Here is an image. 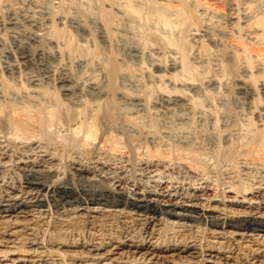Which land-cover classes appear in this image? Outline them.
Listing matches in <instances>:
<instances>
[{"label":"rangeland","instance_id":"1","mask_svg":"<svg viewBox=\"0 0 264 264\" xmlns=\"http://www.w3.org/2000/svg\"><path fill=\"white\" fill-rule=\"evenodd\" d=\"M131 1L133 4L136 2L135 5L137 4L136 6L141 13L140 17L128 15L124 11L123 0H49L43 4L44 6L42 5L43 8L36 9L35 14H33L34 22L39 24L34 26L19 19V25L15 29V27L8 25L9 9L15 8L20 12H26L29 9L32 11L33 5L30 2H26L28 5L23 2V4L25 3L23 6L18 0H0V71L4 69L1 71L3 74L0 73V83L10 82L4 71L8 67L11 68L16 65L17 67L14 68H16L17 77L20 80H18L17 86L12 85L11 88V93L15 97L28 100L29 94L25 91L24 78L30 73L35 76L42 75L43 68H47L52 77L50 83L44 85L46 87L43 86L44 89L40 88V91L43 90L35 98L37 104L47 105V107L50 105L49 109L53 104L57 105L58 107H55L61 113L69 116L72 114V117H74L73 115L76 117V113L81 108L80 111L86 115L90 113L92 106L87 101L88 98L80 99V103L79 100L64 101L58 88L59 77L62 78L67 75L80 84H84L88 79L109 80L112 77L111 68L116 65L118 74L127 79L131 91L133 90L132 94H136L141 101V106L136 112L137 115L134 113L135 118L138 122L144 120L145 122L142 121V124H147L145 126L151 125L150 130L156 132L155 135L160 139L166 138L165 141L161 140L164 142L165 148L168 147L174 157L171 161L167 159L152 160L144 156L147 153L145 149L144 153L139 150L138 153H141V157L136 155V149L129 155L125 153L127 151L123 148L120 152L112 153L104 148L103 144L93 149L89 156L82 154L80 144L77 145V149L67 153L68 151L64 150L65 146L70 151L69 146H73V144L66 141V137L68 138L70 133L60 130L59 123L46 127V132L51 134L49 137L40 139V141L24 139L22 136L13 137L0 132V205L5 209L10 205L25 204L27 207L25 212L29 215L47 213V223H39L41 225L37 224V226L33 225L32 227H37H35L37 234L34 232L37 238L36 242L43 244L51 255L58 256L52 260H41L36 259L29 252L18 251L14 255H8L5 258L0 257V264H71L66 261L63 253L70 255L71 251H81L79 248L63 247L56 250L57 248L50 249L46 246L52 240L72 241V237L61 234L55 235L51 223L56 218L54 211L63 210V207L71 210L72 208H69L67 204L71 203L75 206L76 198L80 197L75 195L74 199L63 202L52 197L49 189L38 190L29 187L24 184L25 180H21L22 176H25L24 171L28 172V177L35 179L55 183L68 182L69 187H74L76 190L78 188L79 190L101 192L105 191L107 187H111L123 193L130 201L148 203L157 206L162 212L191 217L194 220L187 224L191 228H188L189 230L184 229L188 232L183 234L198 241L197 245H211L218 248L222 245L225 246V243L229 241L234 242L237 246H245L243 244L245 240H253L254 244L250 243L251 248L249 249L260 248L259 251L264 250V228L251 225L247 230L231 228L222 230L214 229L208 224L214 221L222 223L223 220H227L244 228L243 219H252L264 223V166L239 159L236 165L223 163L219 167H214L212 161H209L207 165L209 168H206V171H194L186 167L185 163L177 162L175 157H177L178 152H175L177 150L173 144L176 138L187 135L190 141L193 140L191 142L195 148L203 147L204 144L202 143L206 138V132L210 130L209 127H206L208 122H211L210 117L214 122L216 121L215 128L217 131L221 129V122L228 124L227 128L230 130L228 133L231 134L233 141L245 137L243 135H247L248 130L253 131L255 135L264 134V128H257L256 130V127L253 126L255 124L254 117L262 107L264 108V0H229L230 2L227 0H197L201 6L204 5L206 10L211 12L208 14L207 11L201 12L204 15L200 14L201 10L198 6L193 5L194 8L190 2L170 0L172 2H169L168 5L171 7L173 5L174 9H179L178 11H181L185 16L183 18L180 14V21L183 24L179 22L178 17H175L176 15L170 16L171 18L169 17L167 21L171 20V22L167 26L166 23L163 25V21L161 22L157 18L152 21L153 23L147 20L149 6L152 2L162 3L163 1ZM119 2L122 3L119 4ZM118 9L119 12H117ZM220 29L223 32H219ZM246 32L250 33L247 34ZM29 34L41 36L38 37L40 38L39 45L43 46L45 58L43 61L34 59L31 66H23L19 61L21 52L14 46L20 41L29 44L28 41L24 42V37ZM29 45L34 51V44L30 43ZM19 66L21 67L18 69ZM19 71L21 72L19 73ZM19 74L20 76H18ZM21 83L23 88L20 87ZM191 84L195 86L196 94L191 92L190 94L184 88V86H191ZM16 88L19 89H17L18 93L14 92ZM45 89L47 90L45 91ZM177 91L180 93L187 92L186 94L190 95L189 109L176 108L171 112H163L160 109L157 112L159 108L155 107V97L159 93L167 94L170 92V94H175ZM47 92L48 96L46 95ZM178 92L176 94H180ZM248 93L253 95L252 99L245 98ZM99 101L98 104H93L94 109L100 110L98 115L105 112L106 109L107 111L111 109L117 123L119 122L120 126H124L126 116L116 112L119 107L118 101L110 93H107ZM76 102H78L79 108L75 105ZM72 105L74 106L72 107ZM198 105L200 106L198 107ZM85 107L90 108L87 111ZM119 116L120 121H118ZM147 122L150 124L148 125ZM246 128L247 132L244 131ZM137 134L135 136L141 139L140 132ZM75 137L85 139L81 134ZM123 138H121L122 141L125 140ZM171 138L175 139L172 140ZM90 141L95 145L97 144L96 141ZM166 142L167 144H165ZM220 146L219 144L217 149ZM83 150L85 151V149ZM80 168L86 169L87 173L79 174L77 170ZM214 180H220L221 186L217 187ZM32 182L35 183L36 181ZM248 187H251L250 191L244 190ZM238 188L240 190L235 192ZM83 208H79V210ZM90 209L95 212L90 214L88 220L93 221L97 232L90 231L88 230L90 227L87 228L76 223V227L73 226L70 230L75 233L77 239L90 242L96 238L92 236L95 233L98 238L103 236L105 238L116 237L120 234L119 231L121 232L123 229L120 228L119 223L121 221L126 222L127 226L130 227L128 232L133 230L132 234L138 235L141 221L136 222L132 219H142L136 211L122 210V207L105 209L103 205H90ZM102 209L110 211L107 218H104L99 212ZM119 211H121L120 216L125 219L118 217ZM23 218L24 215L22 214L5 213L0 217V228L7 223L16 222V220L23 222ZM159 219L168 220V224L173 223L174 226L177 223H186V221L174 217H159ZM48 224L50 225L48 226ZM168 224H164L162 221L156 223L155 229L159 230V241L162 243H173L176 239L173 238V231H178V228L172 229ZM123 232L125 231L121 232V236L125 237L126 234ZM57 236L59 237L57 238ZM129 238L127 236V239ZM4 249L0 247V251H4ZM118 253L119 258H122L118 263L111 260H98L92 264H138L126 260L135 256L139 258V255L145 253V250L141 251V254L135 255L127 253V249L123 248ZM156 254L158 257L152 260V264H182L186 261H191L190 264H199L197 259L189 257V253L177 251L175 253Z\"/></svg>","mask_w":264,"mask_h":264},{"label":"bare ground","instance_id":"2","mask_svg":"<svg viewBox=\"0 0 264 264\" xmlns=\"http://www.w3.org/2000/svg\"><path fill=\"white\" fill-rule=\"evenodd\" d=\"M18 1L21 2L22 4H23V2H25V3L30 2L31 5H33V10L29 11L30 10L29 9L26 12H20V10H17L14 8L15 4L13 5L14 9H12V8L9 9L10 11H9V15H8V25L11 27H15V29L19 25V19H22L24 22L35 26V24L38 23V22L37 23L34 22L35 19L33 18V16H34L33 14H35V10L40 9L42 7V5L49 0H18ZM123 1H124V11H126V13L128 15H130L131 17H140L141 13H140L139 8L136 6L137 4L135 5L136 2L133 4V2L131 0H123ZM150 1H152V0H150ZM172 1H174V0H172ZM227 1H229V0H227ZM160 2H162V3L152 2L151 5L149 4L150 6L148 5L149 9H150L148 12V15H147L148 21L152 22V21H154V19L157 18L161 22L163 21L162 22L163 25H165L164 23H166V26H167L169 24V22H171V20L167 21V19H169L170 16L176 15L175 17H178L179 22H181L180 21V14H182V16H183V13L181 11H178L179 9H177V10H176V8L174 9L173 5H172V7L169 6L168 3L170 2V0H161ZM184 2H190V3H192V6L193 5L198 6L199 9L201 10L200 11L201 15H204L202 13L207 11L206 10L207 8H205L204 5L201 6L197 0H184ZM120 3H122V2H119V4ZM24 4H23V6H24ZM26 4L28 5V3H26ZM142 4L143 3L141 2V5ZM18 6H20V5H18ZM121 8H122V6H121ZM146 9H147V7H146ZM208 10H210V9H208ZM147 11H148V9H147ZM210 11H212V10H210ZM117 12H119V9ZM126 13H124V14H126ZM206 13L208 14L211 12L207 11ZM37 14H39V13H37ZM143 15H145V14H143ZM215 15H217V14H215ZM184 16H183V18H184ZM133 20H135V19H133ZM160 21H159V23H161ZM176 21H178V19ZM216 22L218 23V21H216ZM148 23H150V22H148ZM217 28H216V30H217ZM222 29H223V27H222ZM222 29H220L221 31H219V32H223ZM251 29H254V28H251ZM251 29H249V31ZM224 31H226V30H224ZM250 32L252 33V31H250ZM250 32H246V33L248 34ZM38 37H41V36L29 34L28 36L24 37L25 38L24 42L28 41L29 44L30 43L32 45L34 44V46H35L34 51H33L32 47H30V45L26 42L23 43L20 41V42H17L15 44L14 47L21 52L19 54L20 55L19 61L23 66H29V65L31 66V64H33L34 59H38L40 61L44 60V58H45L44 53L45 52L42 49L43 46L41 47L39 45V39L40 38H38ZM26 44H28V45H26ZM1 52H2V50H1ZM9 52H8V55H9ZM15 66L16 65H14V67ZM14 67H11V68L8 67L4 71L6 74V78L8 77L10 79V82L8 81L9 83L8 82L7 83H0V132L1 133L9 134L13 137L22 136L24 139L28 138V139H33L35 141H40V139H43L44 137H49L51 134V133L49 134L48 131L46 132V130H47L46 127H49V126H52V125L59 123L60 124V130H62L64 132L69 131V133H70L69 134L70 136H68V138L66 137V141H69L70 143L73 144V146L72 145L69 146V148H71L70 151L67 149L68 147L66 148V146H65L64 150H67L68 151L67 153H70L71 151L75 150L77 145L80 144V146L82 147V154L89 156L93 149H95L98 145L103 144V147L112 153L120 152V150H122L121 148H123V150L125 149L127 151L125 153L129 155V154L133 153L134 149H136L137 150L136 155H139L141 157V153L139 154L138 152H140L139 150H142V152L144 153V149H145V150H147V153L145 152L146 154L144 156H147L148 158H150L152 160L155 159V160L160 161V159H164V160L167 159V160L171 161L174 159L173 154L169 151V148L167 147V145H166V147H167V149H166L164 144H163L164 142L162 140L165 141L166 138L164 136H162L165 139L161 138L162 139L161 140L159 137H157L155 135L156 132H153L152 130H150L149 127L151 125L149 127L145 126L147 124H145V125L142 124V121H143V123L145 122L144 120H141L140 121L141 123H140L135 118V116L137 115L136 112L138 111L139 107L141 106V101L138 99V96L136 94L135 95H133L134 93L132 94L133 90L131 91L127 79L118 74V67L116 65H113V67L111 68L112 69V77L109 80L103 79L101 81H97V80L95 81V79L94 80L88 79L84 82V84H80V83H77L76 81H74L72 78L68 77L67 75L63 76L62 78L59 77V80L57 82L58 86H59L58 88H59V92L61 93L62 97L64 98V101L65 100H67V101L79 100V103H80V99L87 97L88 100L87 99H85V100H87L89 102L90 106L92 105L91 109H90L91 111L89 110L90 113H87V111L90 107L88 109H87L88 106L85 107L87 109L86 113L89 115H87V114L85 115L84 113H82L83 111H80V110H82L80 108V110L78 109L79 110L78 112L76 110V112H77L76 117H75V115H73L74 117H72V114H71V116H69L67 114L61 113L55 107L57 105L53 104V106L51 105L52 107L49 109L50 105H49V107H47V105L44 106L43 104L42 105L37 104L35 98L37 96H39V93L42 92V90L44 89L43 86L50 83V80L52 77V75L50 76V71L47 68H43V71L41 69V71L43 73V74L41 73L42 75L38 74V76H35V75L30 73L24 78V86L26 85L25 91H27L26 93L29 94V97L27 96L28 100L27 99L23 100L24 98L21 99L20 97L19 98L15 97L11 93V88H12V85L17 86L18 80H20V79H19V77H17L16 68H14ZM20 67L21 66H19L18 69ZM3 70H1V71H3ZM1 71H0V73H2ZM20 72L21 71H19V73ZM22 74L23 73H21V75ZM18 76H20V74ZM153 80H155V79H153ZM158 80H159V78H158ZM160 81H162V80H160ZM21 86L23 88L22 83L20 84V87ZM44 87H46V86H44ZM40 88H43V89H41V91H40ZM184 88L187 91H189V93L190 92L193 94L197 93L195 86L194 85L192 86V84H191V86L186 85V86H184ZM17 89L18 88L15 89L16 91L14 89H12V90H14L15 93L16 92L18 93L19 89L18 90ZM46 90L47 89H45V91ZM38 91H40V92H38ZM153 92H155V91H153ZM177 92H175V94L174 93L170 94V92H168L167 94L159 93L155 97V101H154L155 107L159 108V109H157V112L160 109H162L163 112L164 111L171 112V111H174V109H176V108H180V109L186 108L187 109L189 107L190 95L186 94L187 92L185 93L184 91H182L184 93L178 92L180 94H176ZM107 93H110L115 98V100L118 101L119 107H118L116 112H118L121 115H124V117L126 116L125 121L123 120L125 124L122 122L124 124V126H120L119 122L117 123L116 117L114 116V114H112L113 110L110 109L109 111H107V109H106V111H105L103 109L105 112H102V113H100V115H98L100 110L97 108L94 109L95 108L94 105L98 104L97 102H100L99 100H101L103 97H105V95ZM20 94H19V96H20ZM47 94H48V92L46 93V95ZM263 94H264V92H263ZM41 95L43 96V94H41ZM108 96H109V94H108ZM25 98H26V95H25ZM39 98L41 99L42 97H39ZM245 98L252 99L253 95L251 93L250 94L248 93L245 96ZM38 102H40V101H38ZM52 103H54V101ZM77 103L78 102H76L75 105L78 107L79 104H77ZM110 103H112V102H110ZM45 104H46V102H45ZM73 106L74 105H72V107ZM81 106H83V105H81ZM199 106L200 105H198V107ZM77 107H76V109H77ZM65 109H67V108H65ZM191 109H193V108H191ZM68 113H69V111H68ZM134 113H136V115ZM168 114H170V113H168ZM181 114H183V112H181ZM132 115H134V116L132 117ZM138 115L141 116L139 113H138ZM220 115H221V113H220ZM174 117H175V115H174ZM141 119H144V118L141 117ZM210 119H211V122H208V124L206 126V127H209L210 130H208L206 132V134H207L206 138L203 141L204 143H202V144H204L203 147L200 146V148L199 147L195 148V146H193V144L191 142L193 140L190 141L189 140L190 138L186 134L185 135L187 137L182 135L179 138H176V139L174 138L175 139V141H173L174 143L172 142V140H174V139H172V138H171L172 140L170 139V141L175 145V148L177 150L175 152H178L177 157H175L177 162L185 163L186 167H188L189 169H192L194 171H200V170L206 171V168H209V167H207L209 161H212V163H213L212 165H214V167H219V165L223 164V163L224 164L226 163L228 165L229 164L236 165L238 163L239 159H244V160L249 161L255 165L260 164V165L264 166V134H261V133L257 134L256 133L257 135H255L253 133V131H249V130L247 132V128H248L247 127L244 130L245 132H247L246 133L247 135L244 134L243 136H245V137L241 138L240 135L238 134L239 135L238 137H240L241 140L239 138V139H236V141H233V140H231V136H230L231 134L229 135V133H228L230 130H228L229 129V128H227L228 124H226V122H221L220 123L221 129L217 131L215 128L216 121L214 122L211 117H210ZM138 120H140V119H138ZM254 120H255V124L253 126L256 127V130H257V128L258 129L264 128V108L263 107L256 114V116L254 117ZM118 121H120V116L118 118ZM122 123H121V125H122ZM149 124H150V122L148 123V125ZM170 124H171V121H170ZM250 124H253V123H250ZM242 125H243V123H242ZM166 126H168V125H166ZM234 126L237 127V125H234ZM153 130H154V127H153ZM137 132H140L141 137H142L141 139L137 138L135 136V134H137ZM160 133H162V132H160ZM171 133H173V132H171ZM231 133L233 134V132H231ZM80 134L82 135V137L85 138L84 140L78 139L77 137H75L77 135L80 136ZM204 134H205V132H204ZM164 135H167V134H164ZM173 135L174 134H172V136ZM179 135H180V133H179ZM121 136L124 137L123 138V139H125L124 141H122ZM90 140L96 141L97 144L96 145L93 144L92 141H90ZM165 144H167V142ZM219 144L221 146L219 149H217V146ZM197 146H199V145H197ZM83 149H85V151ZM139 156H138V158H139ZM77 171L79 174L87 173L86 169L83 170V168H80ZM27 173H28L27 171L26 172L24 171L25 176H22L23 178H21V177L20 178H21V180H25L24 184H27L29 187H32V188L38 189V190L39 189H44V190L49 189L53 195L52 197L58 198L59 200H62L63 202L64 201L68 202V200L74 199L75 195L77 197H80V198H76L77 202H76L75 206L71 203L67 204V206L69 208L70 207L72 208L71 210L70 209L68 210L67 207H63L64 208L63 210H58L56 212L54 211L56 218L51 223L52 224L51 228L55 232V235L61 234L62 236H66V237L68 236L70 238L72 237V241L71 242H68V241H65V242L61 241L60 242L59 240H54V241L52 240V242H49L51 239L50 238L48 241L49 243L47 245L45 244L50 249L57 248L56 250H60L63 247L81 249V251H79V252L71 251L70 255L63 253L64 257H66V261H68L71 264H77V263L87 264V262H91L88 264H92L94 261H98V260H108V261L111 260L113 262L118 263L122 260V258H119L118 252L122 251L123 248L127 249V253L135 254V255L141 254V251L145 250V253L139 255L140 256L139 258H136V256H135L132 259L127 258V260H126V261H130V263H138V264L140 262H141V264H146V263L152 264V260H154L158 257V255L156 253H175L177 251L179 253H189L188 254L189 257L191 259H197L199 264H207V263H210V264H264V250L259 251L260 248H257L256 250L249 249V248H251V246H249V245L254 244L253 240L252 241L251 240H245L243 243L245 246H237L234 242H229V241H227L225 243V246L222 245V246H219L218 248L211 246V245L210 246L197 245L198 241H196L195 239L193 240L191 237H188V235H186V234H183V233L188 232V231H184V229L191 228V226L187 225L188 222H191L192 220H194L191 217H186L183 215L179 216V215L173 214V213L162 212L159 210V208H157V206H152V205H149L148 203H137V202L130 201L129 199H127V197H125V195H123V193H120L119 191H116V190H114V188H111V187H107L105 191L103 190L101 192H95V191H91V190L86 191V189L85 190H79L78 188L76 190V188H74V187H69V185L67 184L68 182L66 183L65 181L64 182L60 181L58 183H55V182H51L48 180H39V179H35L34 177H28ZM29 178H32V179L30 180ZM32 181H36V182L33 183ZM215 182H216L217 187L221 186L220 180H216ZM239 190L240 189L238 188L235 190V192H237ZM244 190L250 191L251 187H248ZM240 192H238V193H240ZM90 205H103L105 209L111 208V207H116V208L122 207V210L129 209L132 211H136L137 214H140L138 216H140L142 219V220H137V219L135 220V218L132 219L133 221H136V222L141 221V224H140L141 228L139 227L140 229H139L138 235L136 236L134 233L132 234L133 230L128 232L130 227L127 226L126 222L121 221L119 224H120V228H123V229H121V232L125 231V232H123L126 234L125 237L121 236L122 233L119 231L120 234L116 235V237L111 236L108 238H105L104 236L98 238V236L95 235L96 233L92 234L93 238L94 237H96V238H94V240H91L90 242L81 240L79 238L77 239L75 237L76 236L75 233L72 230H70L71 228H73V226H75L76 223L82 224V225L86 226L87 228L90 227L88 229L90 231L91 230L95 231L97 229L93 225V221L88 220L90 214L92 212H95L93 209H90ZM63 206H64V204H63ZM82 207H84V208L79 210V208H82ZM26 208L27 207L25 204H21V205L14 204V205H10L8 207H5V209L2 207V205H0V217H2V215L5 213H16L19 215L22 214V215H24V218H23L24 221L23 222H25V223H23V222L16 220V222L7 223L0 228V231H1L0 232V247L5 248L4 251H0V257L5 258L8 255L16 254V252H18V251L19 252L23 251V252H29V253L33 254L34 255L33 257H35L36 259L52 260L53 258H57L58 256L53 255V254L51 255L49 250L47 248H45L43 246V244L36 242L37 238H36L35 233H34V232H36L35 227L39 223H41V224L47 223V221H46V219L48 218L47 213H38L37 215H32V214L29 215V213L25 212ZM99 212H101V215L104 218H107L109 216L108 212H110V211H106V210L102 209V210H99ZM113 212H115V211H113ZM120 212L121 211H119L118 217L120 219L121 218L125 219V218H123V216H120L121 215ZM27 217H29V220H27ZM159 217H174L177 219H181L182 221H186V223L185 224L184 223L183 224L177 223L174 226L173 223L168 224V222H167L168 220L159 219ZM160 221H162L164 224L170 225L172 227V229L178 228V231H173L174 232L173 238H176L175 240L173 239L174 240L173 243L172 242H168V243L163 242L162 243L161 241H159L160 240V236L158 234L159 230H156L155 227H156V223H159ZM195 222H193V223H195ZM242 222L244 223V225H243L244 228H241V226H238V225H234L230 221H227V220H223L222 223H220L218 221L217 222L214 221V222H210L208 224L214 229L216 228V229H222V230H225L226 228H231V229H235V230H247L250 228L251 225L256 226V227H260V228H264V223L258 222V221L252 220V219H250V220L243 219ZM1 224H3V223H1ZM41 224H39V225H41ZM33 225H36V226L32 227ZM49 225L50 224H48V226ZM196 229H197V227H196ZM95 232H97V231H95ZM88 233H89V231H88ZM99 233H100V231H99ZM36 234H37V232H36ZM77 234H78V232H77ZM50 236H52V235H50ZM127 236H129L130 238L127 239ZM58 237L59 236H57V238ZM246 248H248L249 250H247ZM25 249H26V251H25ZM243 249H245V250H243ZM263 249H264V246H263ZM66 252L69 253L70 251H66ZM212 259H215V261H212ZM189 262H191V261L182 262V264H190Z\"/></svg>","mask_w":264,"mask_h":264}]
</instances>
